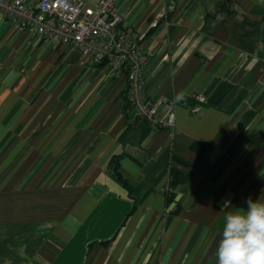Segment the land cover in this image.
I'll return each instance as SVG.
<instances>
[{"label": "crops", "instance_id": "crops-1", "mask_svg": "<svg viewBox=\"0 0 264 264\" xmlns=\"http://www.w3.org/2000/svg\"><path fill=\"white\" fill-rule=\"evenodd\" d=\"M118 6L177 130L133 120L107 65L0 17V264H217L224 218L264 193V0Z\"/></svg>", "mask_w": 264, "mask_h": 264}, {"label": "built area", "instance_id": "built-area-1", "mask_svg": "<svg viewBox=\"0 0 264 264\" xmlns=\"http://www.w3.org/2000/svg\"><path fill=\"white\" fill-rule=\"evenodd\" d=\"M237 10L236 7H233ZM0 17L45 42L79 51L93 64L103 63L110 77L126 81L125 100L133 120L176 132L174 103L161 104L144 89L146 55L136 48L122 29L118 0H0ZM163 14L151 27L157 28ZM163 26L168 22L163 20ZM190 111L200 114L205 98L195 96Z\"/></svg>", "mask_w": 264, "mask_h": 264}, {"label": "clouds", "instance_id": "clouds-1", "mask_svg": "<svg viewBox=\"0 0 264 264\" xmlns=\"http://www.w3.org/2000/svg\"><path fill=\"white\" fill-rule=\"evenodd\" d=\"M248 197L247 209L228 212L220 230L217 264H264V200ZM225 201L222 209L229 206Z\"/></svg>", "mask_w": 264, "mask_h": 264}, {"label": "trees", "instance_id": "trees-1", "mask_svg": "<svg viewBox=\"0 0 264 264\" xmlns=\"http://www.w3.org/2000/svg\"><path fill=\"white\" fill-rule=\"evenodd\" d=\"M123 184L125 185V183L123 182Z\"/></svg>", "mask_w": 264, "mask_h": 264}]
</instances>
